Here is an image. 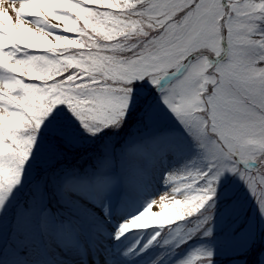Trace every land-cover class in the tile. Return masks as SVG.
<instances>
[{
    "label": "rangeland",
    "instance_id": "1",
    "mask_svg": "<svg viewBox=\"0 0 264 264\" xmlns=\"http://www.w3.org/2000/svg\"><path fill=\"white\" fill-rule=\"evenodd\" d=\"M2 2L11 9L8 0ZM14 2L22 12L44 7L59 15L39 26L21 23L14 10L11 17L0 16V101L12 108L7 115L0 110V129L26 119L38 127L58 102L86 106L90 93L129 89L139 78L135 65L143 44L162 33L140 15L145 0ZM230 2L242 6L244 0ZM186 11L177 9L173 22ZM228 11L208 22L204 42L189 56L215 62L217 53H229L221 46L229 41ZM231 35L237 43L235 25ZM205 74L218 78L211 66ZM34 135L21 182L0 211V264H84L87 254L91 264H187L208 252L211 264H264L261 206L240 175L227 170L200 212L116 238L122 223L161 195H172L169 174L212 175L207 154L147 79L136 82L135 102L119 125L91 135L67 105H58ZM6 151L11 148L0 134V155ZM5 174L0 167V177ZM209 229L211 235H204Z\"/></svg>",
    "mask_w": 264,
    "mask_h": 264
},
{
    "label": "snow or ice",
    "instance_id": "2",
    "mask_svg": "<svg viewBox=\"0 0 264 264\" xmlns=\"http://www.w3.org/2000/svg\"><path fill=\"white\" fill-rule=\"evenodd\" d=\"M11 9L25 21L37 26L59 12L38 8L34 12L20 11L14 0H8ZM27 3V0H21ZM187 8L177 22L173 18L177 9ZM228 9L227 22L230 51L215 62L188 53L203 43L207 24ZM140 15H147L162 29V33L143 44L139 61L135 65L139 78L130 88L99 90L86 97V106L79 101L75 107L67 105L81 126L91 135L107 127L119 125L136 98V82L147 79L160 93L162 103L191 133L197 146L212 162L210 172L169 174L165 182L172 184L171 196L161 195L128 222L119 226L116 238L133 228L164 226L200 212L215 196V184L227 170L240 175L257 198L264 214V0H244L237 5L230 0H145ZM29 17L34 19H29ZM15 22V19H14ZM233 25L236 26L237 43H233ZM40 31L39 27L34 29ZM238 49V51H232ZM211 66L216 75H206ZM212 85L209 93L208 85ZM207 93V95H205ZM15 94V93H13ZM54 107L39 121L26 119L18 127L0 129L5 143L11 148L0 155V167L6 174L0 177V211L13 190L21 182L24 166L34 146L35 133ZM0 110L7 115L11 107L0 101ZM210 129V131H209ZM158 143H160L158 141ZM171 147V145H165ZM205 180L202 187H197ZM103 183V178H101ZM179 195L182 198L177 199ZM158 208V211H153ZM177 217H179L177 219ZM3 220L0 217V228ZM211 235L209 229L204 233ZM213 253L193 255L187 264H211Z\"/></svg>",
    "mask_w": 264,
    "mask_h": 264
},
{
    "label": "bare ground",
    "instance_id": "3",
    "mask_svg": "<svg viewBox=\"0 0 264 264\" xmlns=\"http://www.w3.org/2000/svg\"><path fill=\"white\" fill-rule=\"evenodd\" d=\"M3 3L4 2L0 3V16L5 15V13L7 15L8 10H9L8 6L2 5Z\"/></svg>",
    "mask_w": 264,
    "mask_h": 264
}]
</instances>
